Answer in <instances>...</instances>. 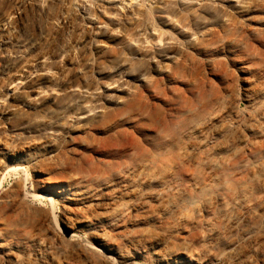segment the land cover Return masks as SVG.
<instances>
[{
	"label": "bare ground",
	"instance_id": "1",
	"mask_svg": "<svg viewBox=\"0 0 264 264\" xmlns=\"http://www.w3.org/2000/svg\"><path fill=\"white\" fill-rule=\"evenodd\" d=\"M0 264H264V0H0Z\"/></svg>",
	"mask_w": 264,
	"mask_h": 264
},
{
	"label": "rangeland",
	"instance_id": "2",
	"mask_svg": "<svg viewBox=\"0 0 264 264\" xmlns=\"http://www.w3.org/2000/svg\"><path fill=\"white\" fill-rule=\"evenodd\" d=\"M87 56L88 55L83 54L81 57L82 60H85L87 58ZM3 128L6 129L7 125H5ZM26 171H27V169L24 172H22L24 175L22 173H20L19 176L18 175H12V176H9V178L7 177L6 182H5V186L6 187L10 186L17 179H22V180L24 179L26 182H29L30 178L28 177V175L26 176V173H27Z\"/></svg>",
	"mask_w": 264,
	"mask_h": 264
}]
</instances>
